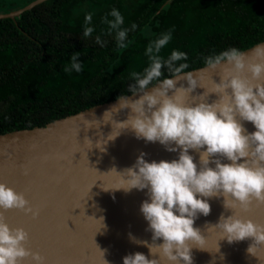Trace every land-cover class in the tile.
Listing matches in <instances>:
<instances>
[{"label": "clouds", "instance_id": "obj_1", "mask_svg": "<svg viewBox=\"0 0 264 264\" xmlns=\"http://www.w3.org/2000/svg\"><path fill=\"white\" fill-rule=\"evenodd\" d=\"M92 18L91 12L85 14L84 37L95 31L88 26ZM102 23L108 25V34L115 33L118 49L129 46V29L121 27L124 17L118 9H111ZM95 39L103 45L99 35ZM171 40L169 30L149 41L144 52L147 65L142 71L129 73L131 95H119L117 104L103 116H110L112 126L114 123L119 129L108 138L111 132L108 140L121 130H129L137 139L159 142L167 151L178 152L177 159L151 162L142 152L131 167L122 172L112 169L119 174L120 186L108 189H146L148 197L140 211L147 221L146 231L152 234L151 243L131 234L129 237L133 243L146 246L151 258L142 252L130 253L123 257V264H193L192 249L207 250L206 237L194 222L200 214H210L208 201L213 197H223L224 208L232 210L231 215L222 213L211 225L220 230V240L229 244L250 240L247 253L264 264V223L236 211L264 205V44L250 51L230 47L206 57L204 70L219 77L218 82L212 79L208 89L201 83L200 72L186 71L185 52L173 49L167 56L162 54ZM79 56V52L71 55L64 72L82 71ZM198 87L204 91L194 95ZM210 94L216 97L211 102ZM120 112H126V118L114 120ZM245 121L251 122L255 131L249 132ZM190 150L198 153V163ZM24 172L28 174L27 169ZM13 209L32 218L39 215V208L23 192L0 182V264H46V258L29 247V232L7 222L5 213ZM96 220L99 230L106 227L103 217ZM102 256L104 264H109L103 251Z\"/></svg>", "mask_w": 264, "mask_h": 264}, {"label": "water", "instance_id": "obj_2", "mask_svg": "<svg viewBox=\"0 0 264 264\" xmlns=\"http://www.w3.org/2000/svg\"><path fill=\"white\" fill-rule=\"evenodd\" d=\"M43 1L32 0L0 14V18L15 19ZM205 68L206 65L188 71L200 72L201 83L211 89L212 79L218 82L219 77ZM203 91L198 87L193 94ZM215 98L210 94L209 102ZM117 102L114 99L101 103L43 126L0 133V182L23 192L39 208L36 218L9 210L5 213L7 222L29 232V247L43 255L46 264H104L102 251L109 264H123V257L130 253L149 256L146 246L133 243L129 237L131 234L151 243L152 234L146 231L147 221L140 211L148 198L147 190L108 189L120 186L119 174L112 169L122 172L131 167L142 152L149 162L177 159L178 152L167 151L159 142L137 139L129 130H121L113 140H108L109 134L112 132L108 137L111 138L119 129L114 123L112 126L110 116H103ZM125 118L126 112L113 116L117 121ZM243 124L249 132L255 131L251 122ZM190 154L198 163V153L190 150ZM208 202L210 214H200L194 222V227L200 228L206 237L207 250L194 247L193 264H260L257 257L246 251L250 240L232 244L220 240V230L211 225L218 222L222 213L231 215L232 210L224 208L223 197L209 198ZM236 211L242 217L264 223V205H254L247 212ZM101 217L106 227L99 230L96 219Z\"/></svg>", "mask_w": 264, "mask_h": 264}, {"label": "trees", "instance_id": "obj_3", "mask_svg": "<svg viewBox=\"0 0 264 264\" xmlns=\"http://www.w3.org/2000/svg\"><path fill=\"white\" fill-rule=\"evenodd\" d=\"M29 1L0 0V14ZM113 8L129 29L126 49L117 48L115 33L102 23ZM89 12L95 31L84 37ZM169 30L172 40L162 54L183 51L186 71L198 68L210 55L264 41V0H45L15 19L0 18V133L43 126L130 94L129 73L143 70L149 41ZM75 52L82 71L66 73Z\"/></svg>", "mask_w": 264, "mask_h": 264}, {"label": "rangeland", "instance_id": "obj_4", "mask_svg": "<svg viewBox=\"0 0 264 264\" xmlns=\"http://www.w3.org/2000/svg\"><path fill=\"white\" fill-rule=\"evenodd\" d=\"M24 1H29V0H11L12 3H14V2H24ZM31 1H29V2H31Z\"/></svg>", "mask_w": 264, "mask_h": 264}]
</instances>
